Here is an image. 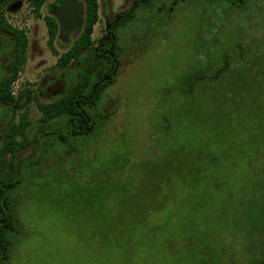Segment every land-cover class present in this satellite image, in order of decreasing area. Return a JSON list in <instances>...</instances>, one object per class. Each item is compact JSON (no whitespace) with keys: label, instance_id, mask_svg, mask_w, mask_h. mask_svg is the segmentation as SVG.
Wrapping results in <instances>:
<instances>
[{"label":"rangeland","instance_id":"rangeland-1","mask_svg":"<svg viewBox=\"0 0 264 264\" xmlns=\"http://www.w3.org/2000/svg\"><path fill=\"white\" fill-rule=\"evenodd\" d=\"M97 3L91 48L135 0ZM0 6L28 40L14 100L0 102V147L11 123L30 121L29 144L11 168L9 156L1 162L0 180H17L18 228L0 264H264V0L139 6L115 30L120 66L93 132L66 143L57 119L40 121L39 105L91 61L85 50L56 66L83 29V0H48L39 16L24 1ZM45 15L64 25L51 44ZM13 46L0 31V77ZM224 54L229 66L238 56L254 64L232 65L231 79L192 81Z\"/></svg>","mask_w":264,"mask_h":264},{"label":"trees","instance_id":"trees-1","mask_svg":"<svg viewBox=\"0 0 264 264\" xmlns=\"http://www.w3.org/2000/svg\"><path fill=\"white\" fill-rule=\"evenodd\" d=\"M16 1L26 2L33 12L39 16L41 6L48 0H7V2ZM150 1L135 0L130 9L109 23L111 32L108 33L107 40L91 48V33L98 19V3L97 0H83V29L74 39L72 45L57 57L56 66L61 69L68 67L85 50H89L91 61L63 95L48 103L39 105L42 113L41 122H49L56 119L60 122V130L56 135L59 141L66 143L72 137L93 132L98 118L95 108L103 92L115 81L120 66V49L117 45L115 30L126 25L136 9L141 5L149 4ZM43 19L47 28L48 42L51 44L59 29L58 21L52 15H45ZM0 31L6 33L14 43L12 58L6 65L8 72L5 76L0 77V102H12L14 100L11 90L12 84L17 79V75L26 61L28 40L23 29L13 26L6 20L1 6ZM238 57H240L241 63L234 65L235 62L232 61L233 66H229L228 59L233 60L234 57L229 54L222 55V64L220 66L217 68L212 67L213 64L208 66L209 68L206 66L205 69L194 74L192 81L196 83H201L202 81L210 82L217 80L219 77L231 79L232 75L228 74L231 66L236 68L248 65V68H250V64H254V60L251 63L243 56ZM260 59L261 56H259L258 60ZM210 71L211 73L209 74ZM241 76L245 75L242 74ZM29 126L30 121L27 115L23 114L18 122L11 123L6 129L0 147V167L3 169L1 162L5 156H9L8 167L11 168L18 152L29 144L27 138ZM18 137L21 139H18ZM16 185L17 180L13 178L5 181L0 180V262L8 260L11 246L10 234L18 228L17 219L10 211V193Z\"/></svg>","mask_w":264,"mask_h":264},{"label":"flooded vegetation","instance_id":"flooded-vegetation-1","mask_svg":"<svg viewBox=\"0 0 264 264\" xmlns=\"http://www.w3.org/2000/svg\"><path fill=\"white\" fill-rule=\"evenodd\" d=\"M58 26H59V28H60V31H62V30L64 29V25H63V23H62V20H61L60 23L58 22ZM106 31H107L108 33L111 32L110 27H109V23H108L107 26H106Z\"/></svg>","mask_w":264,"mask_h":264}]
</instances>
